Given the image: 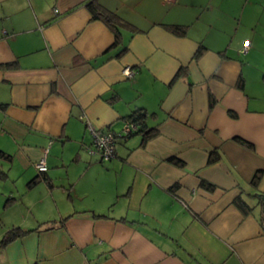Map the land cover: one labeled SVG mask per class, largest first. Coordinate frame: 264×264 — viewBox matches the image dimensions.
<instances>
[{"label": "crops", "instance_id": "crops-1", "mask_svg": "<svg viewBox=\"0 0 264 264\" xmlns=\"http://www.w3.org/2000/svg\"><path fill=\"white\" fill-rule=\"evenodd\" d=\"M81 1L0 0V239L35 229L0 264H264V0H100L115 46ZM137 107L155 136L101 160Z\"/></svg>", "mask_w": 264, "mask_h": 264}, {"label": "trees", "instance_id": "trees-1", "mask_svg": "<svg viewBox=\"0 0 264 264\" xmlns=\"http://www.w3.org/2000/svg\"><path fill=\"white\" fill-rule=\"evenodd\" d=\"M82 4L87 8V10L90 12L91 19L93 20H101L103 21L112 31L114 34V40L112 43V46L118 45L121 42V29H134L133 25L129 22L126 21L123 17L118 15L115 11L105 7L100 0H82ZM170 30L176 34H183L185 32V28L182 25H170L168 26ZM127 49V46H121L118 53L123 52ZM203 46H200L197 48L196 53L198 54L202 51ZM179 74V71L176 72L174 75V78L177 77ZM146 112L144 108L137 107L133 110H131L128 114L123 116L122 118V124L124 121L129 120L130 122H133L136 124V128L134 130L128 131L127 133H122L121 128L119 130H114L112 129V125L108 124L106 127L99 128L101 130H111L115 134V146H114V155L116 153V143L118 139L120 138H128L131 136L135 135H140L141 137V145L145 144L147 140L155 136L156 130L154 127L149 126L147 121H146ZM235 141H237L239 144H242L247 147H252V144L245 140L244 138L241 137H235ZM0 155H5L8 156L4 153H0ZM113 155V156H114ZM111 158V157H110ZM109 158V159H110ZM101 159V158H100ZM107 159V160H109ZM219 159V152L214 149L209 152L208 156V162L213 163ZM103 160V159H101ZM171 161L182 165V162L175 158L171 157ZM258 173L255 174V178L253 181H255L258 178ZM39 179H44L48 185L52 186V181L51 178L46 174L45 170L39 171V174L37 176L33 177L30 179L28 182L29 185L35 184ZM207 187H211L209 183L205 182L203 183ZM236 205L242 209L243 212L247 213L249 210H251V207L241 198L238 197L236 200ZM67 217H64L61 219V223H59L60 226L64 225V221L66 220ZM35 230V229H23L21 227H12L8 229L1 237L0 239V246L5 245L10 241H13L14 239L21 237L25 235L26 233ZM37 230V229H36Z\"/></svg>", "mask_w": 264, "mask_h": 264}, {"label": "built area", "instance_id": "built-area-1", "mask_svg": "<svg viewBox=\"0 0 264 264\" xmlns=\"http://www.w3.org/2000/svg\"><path fill=\"white\" fill-rule=\"evenodd\" d=\"M54 10L57 11L56 8ZM246 47L247 45L244 47V49ZM123 73L126 76H132L133 70L127 66L123 69ZM135 128H136L135 123L126 120L122 124L121 132L127 133L128 131L134 130ZM90 131L92 132L93 135L91 151H97L100 155V158L103 160H107L110 157H112L114 155V146H115L114 132L111 130H101V129L94 130L93 128H90ZM34 165L39 171L46 170L47 166L45 164V153L42 158H40L37 162L34 163Z\"/></svg>", "mask_w": 264, "mask_h": 264}, {"label": "water", "instance_id": "water-1", "mask_svg": "<svg viewBox=\"0 0 264 264\" xmlns=\"http://www.w3.org/2000/svg\"><path fill=\"white\" fill-rule=\"evenodd\" d=\"M247 203V201H245Z\"/></svg>", "mask_w": 264, "mask_h": 264}]
</instances>
